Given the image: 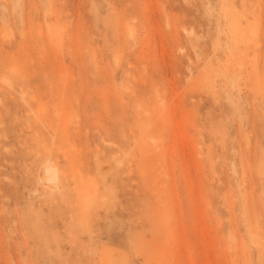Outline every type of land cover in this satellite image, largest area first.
I'll return each instance as SVG.
<instances>
[{
    "label": "rangeland",
    "instance_id": "374dc122",
    "mask_svg": "<svg viewBox=\"0 0 264 264\" xmlns=\"http://www.w3.org/2000/svg\"><path fill=\"white\" fill-rule=\"evenodd\" d=\"M0 264H264V0H0Z\"/></svg>",
    "mask_w": 264,
    "mask_h": 264
},
{
    "label": "bare ground",
    "instance_id": "6f19581e",
    "mask_svg": "<svg viewBox=\"0 0 264 264\" xmlns=\"http://www.w3.org/2000/svg\"><path fill=\"white\" fill-rule=\"evenodd\" d=\"M258 5V4H257ZM260 6V5H259ZM260 8H261V6H260ZM260 10V9H259ZM257 21V20H256ZM261 23V22H260ZM53 24H55V23H53ZM55 28V27H54ZM255 32V31H254ZM257 32V31H256ZM255 32V33H256ZM254 36H258V34H256V35H254ZM257 60V59H256ZM255 60V61H256ZM256 65V64H255ZM50 166V167H49ZM47 168H46V171H45V180L46 181H48L49 183H56V180H57V174H58V172L59 171H57V170H55V169H52V167H51V165H49ZM98 167H100V166H98ZM56 168H58L57 167V165H56ZM97 169H99V168H97ZM109 170V169H108ZM98 173H99V171H97ZM60 174V173H59ZM101 174V173H100ZM99 176V175H98ZM80 177H81V175H80ZM79 177V178H80ZM61 178V177H60ZM59 178V179H60ZM82 178V177H81ZM58 181H60V180H58ZM84 181H85V179H84ZM81 183H82V181H81ZM78 184V183H77ZM57 185H59V184H57ZM56 186V185H55ZM57 187H59V186H57ZM75 188H77V186L75 187ZM58 189V188H57ZM75 190H77V189H75ZM78 191V190H77ZM88 206H90V203L88 204ZM88 209H89V207H88Z\"/></svg>",
    "mask_w": 264,
    "mask_h": 264
}]
</instances>
